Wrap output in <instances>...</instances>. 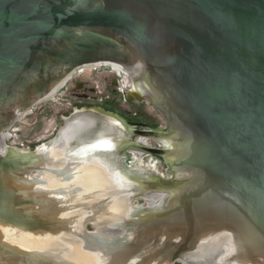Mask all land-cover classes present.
Segmentation results:
<instances>
[{
  "label": "water",
  "instance_id": "95a60500",
  "mask_svg": "<svg viewBox=\"0 0 264 264\" xmlns=\"http://www.w3.org/2000/svg\"><path fill=\"white\" fill-rule=\"evenodd\" d=\"M0 264H264V0H0Z\"/></svg>",
  "mask_w": 264,
  "mask_h": 264
},
{
  "label": "flooded vegetation",
  "instance_id": "af4514ba",
  "mask_svg": "<svg viewBox=\"0 0 264 264\" xmlns=\"http://www.w3.org/2000/svg\"><path fill=\"white\" fill-rule=\"evenodd\" d=\"M128 127L130 128V132L131 133H134V134H146V133H151V134H153V131L152 130H150V131H142V130H139L138 129V127L139 126H137V123H132L131 125H128Z\"/></svg>",
  "mask_w": 264,
  "mask_h": 264
}]
</instances>
